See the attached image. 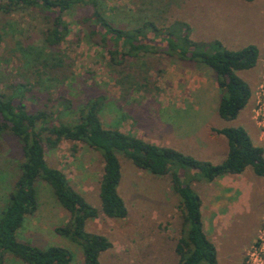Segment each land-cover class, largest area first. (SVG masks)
Masks as SVG:
<instances>
[{"label":"rangeland","instance_id":"obj_1","mask_svg":"<svg viewBox=\"0 0 264 264\" xmlns=\"http://www.w3.org/2000/svg\"><path fill=\"white\" fill-rule=\"evenodd\" d=\"M98 10L112 24L127 30L147 21L154 22L159 28H167L175 21L183 22L190 26L193 41L208 45L217 40L230 51L255 45L251 41L256 34L264 36V0H255L251 6L245 0H108L99 2ZM92 13L91 5L79 4L64 14L70 33L55 50L60 68L39 80L27 69L25 50L28 45L41 44L46 22L34 10L0 16V26L5 32L0 45V90L9 91L14 85L25 84L30 89L25 103L31 112L41 109L56 112L60 99L69 101L72 114L60 113L68 124L75 123L78 109L87 100L103 97L100 120L104 127L134 131L147 142L174 150L183 145L185 149V142L175 140L173 134L170 136L167 125L172 131V121H175L169 118L175 113L181 114L180 109L186 107L188 111L184 120H178L184 124L177 128H196L204 118L198 113L207 111L202 109L207 106L212 109V98L217 103L220 92H210L211 97L207 99L202 88H198L197 79H207L209 86L213 87L214 73L204 65L181 61L162 49L154 55H142L138 60L127 58L125 65L112 69L108 59L112 44L109 42L102 46L97 38L89 35L92 27L84 19ZM257 66L237 72L249 88L257 74ZM135 71L148 74L150 91L139 87ZM261 78L262 71L260 81ZM119 158L122 176L118 193L127 207V217L109 219L100 214L86 223L88 232L101 234L112 244L101 254L100 263L177 264L174 248L183 235V218L180 199L171 187L169 175H151L136 168L123 156ZM22 159L23 153L15 138L8 133L2 135L0 212L7 204ZM45 160L48 166L62 171L73 190L100 210L98 195L104 164L98 152L81 142L63 141L56 149L45 148ZM176 171L184 184H189L191 177L199 175L191 168H177ZM36 186L38 208L26 216L17 231L18 240L42 249L63 247L73 256L70 264H84L81 247L55 231L68 222V213L57 202L48 184L38 181ZM263 221L264 215L254 241ZM256 224V216L252 213L242 215L224 232L223 246L233 245L232 253L237 255V250L252 235ZM6 255L3 264H24Z\"/></svg>","mask_w":264,"mask_h":264},{"label":"trees","instance_id":"obj_2","mask_svg":"<svg viewBox=\"0 0 264 264\" xmlns=\"http://www.w3.org/2000/svg\"><path fill=\"white\" fill-rule=\"evenodd\" d=\"M104 1L108 0H0V16L34 10L46 22L41 44L28 45L25 50L27 69L39 80L60 68L55 50L70 33L64 14L76 5H91L93 13L84 21L92 27L91 38H97L102 46L109 42L112 44V49L108 51L112 69L125 65L127 58L138 60L142 55L159 53L160 49L181 61L204 65L213 71L221 93L219 117L224 121L237 118L246 106L251 91L236 73L256 65L259 57L256 46L248 45L238 51H230L217 40L208 45L198 43L190 38V26L179 21L167 28H159L154 22L147 21L133 30L123 29L112 24L98 10L99 2ZM4 35L0 26V45ZM135 72L139 87L150 91L148 74ZM29 91L25 84L14 85L9 91L0 90V137L5 133L14 137L23 153L14 187L0 212V264H3L6 254L24 264H70L72 261L71 252L63 247L42 249L22 243L17 238V231L26 216L32 215L38 208V181L50 186L57 202L68 213V222L56 228V233L81 247L84 264H101V254L112 244L105 236L88 232L86 223L100 214L109 219L127 217V207L118 193L122 176L120 156L151 175H169L171 187L180 199L183 218V235L174 248L177 264H217L215 247L203 231L201 200L189 184L180 180L176 169H194L199 172L196 177L210 182L226 175L240 174L250 167L255 175L264 179V150L252 144L243 128L212 129L226 138L228 152L221 163L211 164L125 134L117 127H104L100 120L103 97L87 100L78 109L75 123L68 124L62 120L60 113L72 114L69 101L60 99L62 101L56 112L43 109L31 112L25 103ZM63 141L81 142L101 155L104 166L99 184L100 210L72 189L62 171L47 165L45 148L56 149Z\"/></svg>","mask_w":264,"mask_h":264},{"label":"crops","instance_id":"obj_3","mask_svg":"<svg viewBox=\"0 0 264 264\" xmlns=\"http://www.w3.org/2000/svg\"><path fill=\"white\" fill-rule=\"evenodd\" d=\"M254 3L255 0L248 2L249 6ZM251 42L256 45L259 51V57L256 63L258 65L257 74L249 83L251 95L246 106L240 111L236 119L232 121L222 120L218 115L221 93L219 92L220 90L215 75L213 76V87H211V85L209 86L207 79L198 78V88H202L207 99L211 97L210 92L214 93L215 91L219 92V97L217 103H215V98H212V109L207 106L202 108L207 111L198 113L202 114L204 118L193 130L191 128H182L181 130L177 128L178 125L184 124L178 122V120H184L185 112L188 111V108H181V114L175 113L171 115L173 117H170L169 120H174L175 122L172 121L174 127L172 131L170 126L167 125L170 129V136L173 134L175 140L185 142V149H183V145H180L177 151L190 155L199 161L219 164L226 158L228 142L225 137L214 132L211 133L210 130L238 127L246 131L254 146L260 147L258 129L252 120L251 112L253 108L252 94L260 83L262 60L264 56V36L262 37L260 34H256L255 39ZM212 112L214 113L211 114ZM121 132L141 138L134 131L125 132L121 130ZM189 136L190 139H188ZM189 185L201 200L200 212L203 231L208 240L215 247L217 264H220V262L227 264H242L245 251L254 241L256 232L260 226L261 217L264 215V179L255 175L253 169L248 167L240 174L226 175L210 182L198 176H193L190 178ZM249 213L256 216L257 224L252 235L244 244H240L241 247L237 250L238 254L234 255L232 253L233 245L223 246L225 244L223 241V238H225L224 232L231 228L239 217Z\"/></svg>","mask_w":264,"mask_h":264},{"label":"built area","instance_id":"obj_4","mask_svg":"<svg viewBox=\"0 0 264 264\" xmlns=\"http://www.w3.org/2000/svg\"><path fill=\"white\" fill-rule=\"evenodd\" d=\"M252 120L257 126L260 147L264 150V60L262 78L253 94ZM243 264H264V221L258 231L256 240L245 252Z\"/></svg>","mask_w":264,"mask_h":264}]
</instances>
